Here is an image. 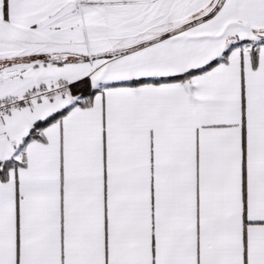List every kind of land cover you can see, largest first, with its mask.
<instances>
[{"label":"snow or ice","instance_id":"snow-or-ice-1","mask_svg":"<svg viewBox=\"0 0 264 264\" xmlns=\"http://www.w3.org/2000/svg\"><path fill=\"white\" fill-rule=\"evenodd\" d=\"M0 264H264V0H0Z\"/></svg>","mask_w":264,"mask_h":264}]
</instances>
